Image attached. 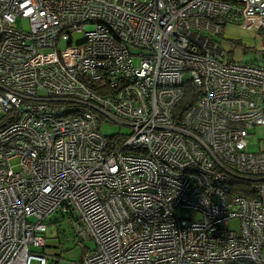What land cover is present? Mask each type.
I'll return each mask as SVG.
<instances>
[{"label": "built area", "instance_id": "2783aa9c", "mask_svg": "<svg viewBox=\"0 0 264 264\" xmlns=\"http://www.w3.org/2000/svg\"><path fill=\"white\" fill-rule=\"evenodd\" d=\"M226 24L264 35V0H0V264H48L52 214L80 264H264V67Z\"/></svg>", "mask_w": 264, "mask_h": 264}, {"label": "rangeland", "instance_id": "374dc122", "mask_svg": "<svg viewBox=\"0 0 264 264\" xmlns=\"http://www.w3.org/2000/svg\"><path fill=\"white\" fill-rule=\"evenodd\" d=\"M22 24L24 28H28L26 21ZM214 40L229 56L227 62L264 67V35L259 30L243 28L238 24H226L222 35L214 36ZM2 115L0 111V118ZM101 130L107 135L127 136L131 133V128L119 124H105ZM248 132L251 137L247 142L249 151H264V125L254 126L248 129ZM12 164L17 166V160L14 159ZM238 225L235 219L230 220L228 224L234 231L238 230ZM47 226L45 246L32 249L45 255L49 264H76L87 250L86 248L89 250L95 248L94 240L82 238L76 232V225L73 222L62 220V217L56 214H52L47 220Z\"/></svg>", "mask_w": 264, "mask_h": 264}, {"label": "trees", "instance_id": "16d2710c", "mask_svg": "<svg viewBox=\"0 0 264 264\" xmlns=\"http://www.w3.org/2000/svg\"><path fill=\"white\" fill-rule=\"evenodd\" d=\"M195 96V89H194V87L193 86H188L187 87V89H185V95H184V98L181 100V102H180V104H179V107H182V108H184V107H186V106H188V104L189 103H191L192 101H193V97ZM8 116L6 115V114H4V115H2V117L0 118V128H2V127H4L7 123H8ZM124 136H126V135H124ZM113 140V139H112ZM117 141H123V138H121V140H117ZM111 147H113V146H111ZM236 184H245V183H240V182H238V181H234V183H233V188H235L234 189V191L236 192V190H239V192L241 193V195H244V196H251L252 194H250L249 192H246L245 190H242V189H236ZM247 184V183H246ZM65 217V219L64 218H62V220H67V221H69L68 220V216H64ZM87 250L83 253V255H82V259L85 257V255L87 254V253H89L91 250H89L88 248H86ZM88 251V252H87ZM58 258H59V256H57ZM82 259L81 260H79L78 262H77V264H80L81 263V261H82ZM49 264V263H48Z\"/></svg>", "mask_w": 264, "mask_h": 264}, {"label": "bare ground", "instance_id": "6f19581e", "mask_svg": "<svg viewBox=\"0 0 264 264\" xmlns=\"http://www.w3.org/2000/svg\"><path fill=\"white\" fill-rule=\"evenodd\" d=\"M47 228H48V226H47ZM47 233V232H46ZM45 244H46V242H45ZM45 256V255H44ZM46 257V256H45ZM47 260H48V258H47Z\"/></svg>", "mask_w": 264, "mask_h": 264}, {"label": "crops", "instance_id": "0c3cea01", "mask_svg": "<svg viewBox=\"0 0 264 264\" xmlns=\"http://www.w3.org/2000/svg\"><path fill=\"white\" fill-rule=\"evenodd\" d=\"M81 259H82V258H81ZM81 259H80V260H81ZM76 264H77V262H76Z\"/></svg>", "mask_w": 264, "mask_h": 264}, {"label": "clouds", "instance_id": "9594fccd", "mask_svg": "<svg viewBox=\"0 0 264 264\" xmlns=\"http://www.w3.org/2000/svg\"><path fill=\"white\" fill-rule=\"evenodd\" d=\"M93 250H94V249H93ZM91 251H92V250H91ZM91 251H90V252H91Z\"/></svg>", "mask_w": 264, "mask_h": 264}]
</instances>
